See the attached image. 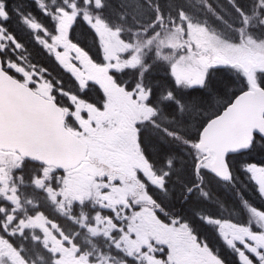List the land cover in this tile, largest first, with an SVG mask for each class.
<instances>
[{"label":"snow or ice","instance_id":"1","mask_svg":"<svg viewBox=\"0 0 264 264\" xmlns=\"http://www.w3.org/2000/svg\"><path fill=\"white\" fill-rule=\"evenodd\" d=\"M0 264H264V0H0Z\"/></svg>","mask_w":264,"mask_h":264},{"label":"water","instance_id":"2","mask_svg":"<svg viewBox=\"0 0 264 264\" xmlns=\"http://www.w3.org/2000/svg\"><path fill=\"white\" fill-rule=\"evenodd\" d=\"M86 146H84L83 144L80 145H70L69 147V151L79 155L81 158H83V155L86 153Z\"/></svg>","mask_w":264,"mask_h":264},{"label":"trees","instance_id":"3","mask_svg":"<svg viewBox=\"0 0 264 264\" xmlns=\"http://www.w3.org/2000/svg\"><path fill=\"white\" fill-rule=\"evenodd\" d=\"M19 2L23 3V4H31V0H19ZM35 58V56H34Z\"/></svg>","mask_w":264,"mask_h":264}]
</instances>
